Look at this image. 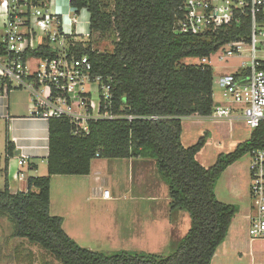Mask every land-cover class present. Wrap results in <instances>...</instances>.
<instances>
[{"label":"trees","instance_id":"obj_1","mask_svg":"<svg viewBox=\"0 0 264 264\" xmlns=\"http://www.w3.org/2000/svg\"><path fill=\"white\" fill-rule=\"evenodd\" d=\"M184 1L113 0V10L106 11L102 0H75L77 7L88 9L91 35L116 34L111 52H98L93 40L76 44L75 52L89 58L94 73L112 78L113 111L119 118L91 123L86 136H74L69 121L51 118L48 174L29 177L27 192L12 193L7 182L0 187V214L16 223L15 236L41 246L62 264H212L228 238L238 209L218 200L216 186L228 167L261 147L264 121L233 152L220 155L211 167L202 166L196 157L206 145V136L185 147L183 121L212 115L214 71L211 65L185 61L211 58L250 30L246 23L243 28H232L229 35L211 38L177 34L174 26ZM32 54L50 55L51 49L44 47ZM14 152L8 136L6 171ZM98 158L156 161L169 187L171 210L188 212L192 221L171 255L97 252L80 246L65 232L63 218L51 215L52 177L89 175L92 161Z\"/></svg>","mask_w":264,"mask_h":264},{"label":"built area","instance_id":"obj_2","mask_svg":"<svg viewBox=\"0 0 264 264\" xmlns=\"http://www.w3.org/2000/svg\"><path fill=\"white\" fill-rule=\"evenodd\" d=\"M63 5L68 12L59 10ZM84 11L88 9L77 7L75 0H0V44L4 49L0 51V94L28 92L34 117L67 120L74 136L89 135L93 122L119 118L113 111L112 78L94 73L89 58L75 52L76 44L84 43L76 29ZM246 23L249 35L215 53L225 62L247 52L248 62H242L236 73L220 77L224 102L215 104L209 117L231 125L240 119L254 131L264 121V0H185L174 32L211 38L229 35L232 28H243ZM44 47L51 49L50 55L32 54ZM210 60L203 58L199 63L211 65ZM250 157L248 233L252 242L264 241V139ZM25 164V158H10L7 169L13 182L24 176L20 168ZM99 193L103 199H111L109 190Z\"/></svg>","mask_w":264,"mask_h":264},{"label":"crops","instance_id":"obj_3","mask_svg":"<svg viewBox=\"0 0 264 264\" xmlns=\"http://www.w3.org/2000/svg\"><path fill=\"white\" fill-rule=\"evenodd\" d=\"M63 6L64 8H59V10L65 13L67 6ZM77 27L79 28L78 34L82 35L79 39L82 38L83 40V38L92 37L88 11L80 14ZM234 73L236 72L232 74ZM15 94L16 92H11L7 95L0 94V133L7 128L8 136L15 146L14 159L25 158L26 160V164L20 168L24 174L20 181L23 182L26 177L27 181L29 177H40L41 171H45L48 174L49 124L48 120L32 115L31 102L28 99L22 101L17 99L18 97ZM214 102L215 104L222 103L216 101L215 93ZM192 118L207 119L210 117L194 115L184 119V121ZM235 122L243 123L240 119H236L232 124L234 125ZM104 160L102 167L93 163L89 175H55L52 177L50 213L52 216L63 218V228L74 241L80 246L90 249L100 248L112 252L121 250L134 252L137 249L144 250L145 248L146 253L153 254L161 250H156L154 246H162V239L167 242L182 227L185 232V234L182 232V238L186 235L190 229V218H188L190 216H187L183 210H171L169 188L163 184L164 182H162L163 180L159 175L156 162L151 163L150 159L146 158ZM230 168L228 167L225 172ZM121 171L129 175L128 191L131 197L127 202L121 201L122 197L117 195V197L113 198L112 194L110 200L103 199L99 193L100 189L109 190L107 188L109 177L112 174L118 175ZM5 175L11 189L12 185L9 183L11 176L8 169L5 171ZM151 175L155 182L152 179L149 180ZM20 181L18 184H20ZM116 185L119 186L121 184L116 182ZM26 188L28 189L27 182ZM232 191L235 193L236 198H241L236 187H233ZM110 201H120L122 211L119 217L109 219L88 213V208L93 211L95 205H99V202ZM158 201L164 202V209L166 210L159 211L148 208V206H152V203ZM163 213H165V216H163ZM243 219L238 223L235 220L233 221L230 228V238L232 233L236 234V236L238 235V231L243 226ZM181 221L184 222V225H182ZM178 226L180 228L177 230ZM107 235L110 237L105 242L109 243L102 244L97 239L99 237L103 238L102 236L106 238ZM95 237L96 239L93 241L92 239ZM113 237L117 238L113 239ZM104 238L102 239L103 241ZM120 238L127 241L123 243L119 240ZM250 244H252L251 241ZM230 248L232 252L236 251L234 242L230 243ZM251 254L254 255V250Z\"/></svg>","mask_w":264,"mask_h":264},{"label":"rangeland","instance_id":"obj_4","mask_svg":"<svg viewBox=\"0 0 264 264\" xmlns=\"http://www.w3.org/2000/svg\"><path fill=\"white\" fill-rule=\"evenodd\" d=\"M105 5L106 11L113 10L114 2L113 0H102ZM61 8H64L62 6ZM66 12L69 11L68 8L65 9ZM84 13V12H83ZM64 22L69 24L68 18H64ZM79 28L77 27V31ZM2 31L0 30V35ZM1 37V36H0ZM84 41L93 40L94 49L101 53L111 52L113 50V44L116 40V34L113 31H110L106 34H94L90 38H83ZM220 54H214L211 57V65L214 71V93L215 99L217 102H223L222 99V90L218 84L220 77L222 75H230L229 73L237 72L242 65V62H248V53L244 52L242 57L233 56L228 58L225 62L219 61ZM186 64H196L199 63L197 59H187ZM16 92L15 96L17 99L24 101L28 99L31 102L30 95L22 91ZM233 125V124H232ZM232 128V130H231ZM234 129V131H233ZM206 136V145L202 151L197 155V161L204 167L213 166L220 155L228 154L233 152L239 143L248 141L251 135V130L241 122H235L231 127L229 121H216L212 117L207 119H187L183 121V134H182V143L185 147H191L196 145L199 140ZM8 137L7 128L0 133V187L3 188L7 182V177L5 175V145ZM150 159L151 163L156 161L152 158ZM250 153L244 155L238 162H236L227 172H224L221 179L219 180L216 186V195L219 201L226 204H233L237 207L238 213L235 217V222L241 221L243 219V226L238 235L232 233L231 238L227 240L218 248L216 255L213 259L212 264H264V241H255L252 242L248 233V222L251 208V198H250ZM105 160L104 158H98L92 161V164H99V167H102ZM44 168V167H43ZM227 170V169H226ZM113 173V172H110ZM26 175V173H25ZM47 172H40V177L46 176ZM160 175V174H159ZM27 179V177H26ZM20 181V184L14 183L9 179V183L12 185L11 189L13 192H26V182L27 180ZM153 180L152 175L149 180ZM163 180V179H162ZM121 183H120V182ZM118 182L119 186L116 185ZM155 182V181H154ZM164 182V181H162ZM167 185L165 182L163 183ZM129 185V175L126 172L121 171L118 175L112 174L109 177L108 189L112 194V197H122L121 201L127 202L129 200L130 193L128 191ZM168 187V185H167ZM236 187L241 198H236L235 193H233L232 188ZM17 188V189H16ZM169 188V187H168ZM219 194V195H218ZM117 195V196H116ZM112 198V199H113ZM163 203V204H162ZM155 202L152 203V206H148L151 209H157L159 211H164L166 209L164 202ZM162 204V205H161ZM120 201L114 202H99V205H95L93 211L91 208H88V213L93 216H98L102 218L114 219L119 217L121 214ZM187 216H190L188 212L184 211ZM166 213V212H165ZM163 213V216H165ZM167 214V213H166ZM189 220V226L191 228L192 221L191 217ZM247 218V219H246ZM182 225L184 222L181 221ZM180 223V225H181ZM149 226V225H147ZM180 227H177V230ZM16 223L10 219L7 215L0 214V264H62L58 259H56L49 252L44 250L41 246L37 244L30 243L27 239L18 238L15 236ZM190 230V229H189ZM177 232V231H176ZM183 227L176 234H173V238L169 239L167 242H164L162 239V246H154L156 250H159L156 253H153L159 257H167L171 255L176 249L180 241L188 234L182 238ZM230 234V231H229ZM99 237V236H97ZM104 238V236H102ZM109 235L104 238H97L103 243L109 239ZM117 238V237H116ZM113 237V239H116ZM182 238V239H181ZM90 239V238H89ZM96 239H92L93 241ZM112 240V238H110ZM121 242H126L125 239H119ZM91 241V239H90ZM176 241V242H174ZM179 241V242H178ZM250 241L252 244H250ZM234 242L236 245V251H231L230 243ZM86 248V247H85ZM90 249V248H89ZM143 249V248H142ZM98 250L97 252H102L107 255H113L115 252L102 250L100 248L91 249ZM144 250L137 249L134 252L137 253H146ZM254 250V255L251 252Z\"/></svg>","mask_w":264,"mask_h":264}]
</instances>
